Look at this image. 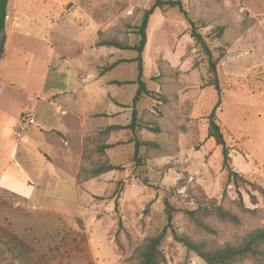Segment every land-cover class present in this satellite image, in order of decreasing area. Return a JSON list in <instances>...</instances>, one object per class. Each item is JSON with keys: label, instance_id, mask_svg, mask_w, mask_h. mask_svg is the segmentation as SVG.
Masks as SVG:
<instances>
[{"label": "rangeland", "instance_id": "1", "mask_svg": "<svg viewBox=\"0 0 264 264\" xmlns=\"http://www.w3.org/2000/svg\"><path fill=\"white\" fill-rule=\"evenodd\" d=\"M23 3L26 24L9 36L1 77L25 91L20 119L31 122L24 143L15 136L20 124L12 113L0 116V264H20L5 245L7 234L45 264H135L136 249L166 223L164 198L174 208L173 230L193 240L222 245L264 226V196L253 189L264 187V0H186L198 32L213 55H220L219 94L206 85L207 58L182 14L172 8L150 15L142 54L148 94L135 105L143 126L135 136L155 145L141 147V166L133 158L130 129L104 132L130 121L137 85L115 82L136 79V63L129 61L136 53L95 42L114 38L133 45L135 27L153 0ZM62 91L60 99L52 97ZM218 99L215 119L229 166L244 178L238 187L225 184L221 147L207 137V116ZM62 100L81 110L84 124L80 159L64 168L43 134L67 133L60 122ZM50 153L53 162L46 157ZM100 163L120 169L78 180L79 171ZM207 200L236 214L240 223L212 215L203 219L213 232L199 229L186 212ZM239 200L254 213L241 211ZM80 226L88 258L57 247L70 248ZM161 252L162 264H205L170 232Z\"/></svg>", "mask_w": 264, "mask_h": 264}, {"label": "trees", "instance_id": "2", "mask_svg": "<svg viewBox=\"0 0 264 264\" xmlns=\"http://www.w3.org/2000/svg\"><path fill=\"white\" fill-rule=\"evenodd\" d=\"M7 5L8 0H0V59L4 55V45L6 41L5 34V21L7 15ZM176 8L180 14L185 18L190 37L194 40V42L200 47L202 53L207 58L208 65V74L211 79L206 83L207 86H213L215 91L220 93V86L217 79V65L219 62V56H214L208 44L206 43L203 36L198 32V27L196 26V21L192 19L190 16L189 8L186 4V0H153L151 6L144 10L139 23L135 27V34L137 35V40L133 45H128L123 43L117 39H99L95 42V46H107L113 47L119 50H130L136 53V56L129 61L135 62L137 67V76L133 81H117L118 85L124 84H136V92L132 99V107H131V116L130 121L126 126H121L120 124H111L108 125L105 129V133H109L114 130L121 129H130L133 141V158L138 166L143 165V162L140 160L141 153L140 149L143 145H152L155 144L144 142L135 136L137 128H143L139 124V120L137 117V111L135 109L136 103L142 98L143 95L148 94V90L146 88V84L143 80V50L147 41V25L149 21L150 15L154 12L155 9H172ZM221 29V28H220ZM219 99L217 100L215 106L211 109L209 115L207 116V137L212 138L216 145L221 147L222 152V167L227 170V179L225 184L233 183L235 187L240 185L241 181H244L242 176L237 175L236 172L232 170L229 166V156L227 152V147L225 145L223 132L216 122L215 119V110L219 106ZM158 129V128H155ZM110 147V145H100L98 146V150L102 151L106 148ZM119 166H115L112 164L100 163L91 168L88 172L86 170L79 171L78 180L83 181L88 178H93L103 173L112 170H119ZM84 174V175H83ZM87 174V175H85ZM254 190H257L264 196V187L262 186H254ZM224 193V192H223ZM253 202H256V198L254 195H250ZM164 213L166 216V223L162 227L161 231L147 238L135 251V264H162L164 261V256L161 252V245L164 239V236L170 232L173 238L183 244L188 250L194 252L198 257H200L205 264H264V226L255 228L239 239L233 242H226L222 245H213L207 243L203 240H193L191 237L179 234L175 232L172 228V220L174 208L170 204L167 198H164ZM237 203V207L241 211H248L254 213V209L250 210L243 206L241 200ZM190 219L193 221L194 225L203 231L213 232V229L210 228L208 223L204 221L203 218L209 216H215L220 221L229 222L232 224L238 225L240 223V218L232 213L229 210L224 209L220 204H216L212 200H207V203L200 204L193 211L186 212ZM82 226H80V230L77 234H74L70 237L69 243L70 248H62L61 246H57L63 250L64 253L67 252H78L88 258L87 249L84 246L85 244V236L82 233ZM4 242L8 249V251L14 256L15 259L19 261L20 264H45L41 262V258L39 259L33 252L32 249L24 246L17 237L12 235H5ZM64 245H68L63 242ZM56 247V250L58 248Z\"/></svg>", "mask_w": 264, "mask_h": 264}, {"label": "crops", "instance_id": "3", "mask_svg": "<svg viewBox=\"0 0 264 264\" xmlns=\"http://www.w3.org/2000/svg\"><path fill=\"white\" fill-rule=\"evenodd\" d=\"M23 4V0H8L7 15L5 21V50L3 57L0 59V116L2 118L12 113V117L15 119V125H18L21 122L20 117L23 113V106L26 103V97L24 96L25 91H19L18 89H15L13 86H11L9 80L3 79V77H1V74L3 70L8 67L7 54L9 36L12 37L15 34H18L19 29L21 27H24L26 24L27 17ZM49 22H51L52 24L51 20H49ZM48 32L49 31H47V34ZM64 94L65 91H62L56 96L52 97L60 99V96H64ZM62 101L60 122H62L67 133L63 135L55 129H51L43 133L49 150L59 155V160L61 162V164L59 165L60 168L66 167L70 161L73 162L80 159L82 139L84 137V124L81 118V110L79 108L76 109L75 105L68 103V101ZM1 122L0 129L3 128ZM24 136L26 137V141L23 142H29V138L26 135ZM46 157L51 162L55 160V157L52 153H50V155L47 154Z\"/></svg>", "mask_w": 264, "mask_h": 264}, {"label": "built area", "instance_id": "4", "mask_svg": "<svg viewBox=\"0 0 264 264\" xmlns=\"http://www.w3.org/2000/svg\"><path fill=\"white\" fill-rule=\"evenodd\" d=\"M82 83L86 82V79L83 78L81 80ZM28 116H26L25 118L23 117L20 123V129L18 131L15 132V135L18 139H21L23 141H26V137L24 136V132L25 131V127L27 124H29L31 122V119H27Z\"/></svg>", "mask_w": 264, "mask_h": 264}]
</instances>
